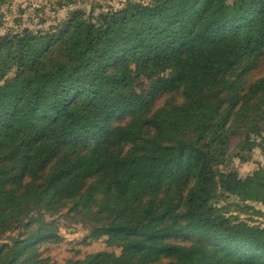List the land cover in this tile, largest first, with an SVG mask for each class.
Listing matches in <instances>:
<instances>
[{"label": "trees", "instance_id": "1", "mask_svg": "<svg viewBox=\"0 0 264 264\" xmlns=\"http://www.w3.org/2000/svg\"><path fill=\"white\" fill-rule=\"evenodd\" d=\"M73 1L0 33V264H264V0Z\"/></svg>", "mask_w": 264, "mask_h": 264}, {"label": "rangeland", "instance_id": "2", "mask_svg": "<svg viewBox=\"0 0 264 264\" xmlns=\"http://www.w3.org/2000/svg\"><path fill=\"white\" fill-rule=\"evenodd\" d=\"M5 5H0V17L2 20V29L0 33H5L9 29H23L28 28L31 30H46L53 27L57 23H60L69 9H55V1L59 0H4ZM120 0H74L76 2V8L82 10L85 14H89L93 11V15L98 14L101 10L109 5H117ZM255 158V159H254ZM253 161H262L261 157L257 153ZM250 162V163H249ZM249 164H240L237 160L235 166L241 177L249 174L254 168V164L250 161ZM261 213L264 214V209L259 207ZM264 226L263 218H254ZM60 234L64 237L66 244L60 248L49 249L46 254L51 258L53 264H64V262L73 257L74 252L79 251V258L85 254H108L116 255L120 254L119 250H112L106 248L102 244H76V241L81 240L84 237V232L77 226L69 229L67 232L64 229V223L62 222L59 227ZM50 247V246H49ZM52 248V247H50Z\"/></svg>", "mask_w": 264, "mask_h": 264}]
</instances>
